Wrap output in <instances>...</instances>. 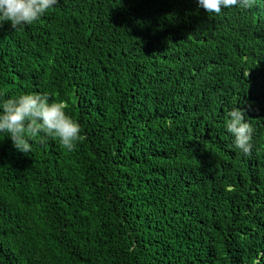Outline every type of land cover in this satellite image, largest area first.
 Returning a JSON list of instances; mask_svg holds the SVG:
<instances>
[{
  "label": "trees",
  "instance_id": "trees-1",
  "mask_svg": "<svg viewBox=\"0 0 264 264\" xmlns=\"http://www.w3.org/2000/svg\"><path fill=\"white\" fill-rule=\"evenodd\" d=\"M0 90L81 129L26 154L0 135V264H264V0H57L0 22Z\"/></svg>",
  "mask_w": 264,
  "mask_h": 264
},
{
  "label": "clouds",
  "instance_id": "clouds-1",
  "mask_svg": "<svg viewBox=\"0 0 264 264\" xmlns=\"http://www.w3.org/2000/svg\"><path fill=\"white\" fill-rule=\"evenodd\" d=\"M250 0H196L197 7L207 14H219L233 6L248 7ZM57 4V0H0V22L12 28L39 21ZM225 131L232 145L244 156L250 154L253 129L244 111L232 107L227 113ZM0 135L7 136L13 147L21 153L31 151V141L39 138L44 143L50 136L71 150L81 135L78 122L66 114L63 101L50 100L49 94L30 92L6 98L0 90Z\"/></svg>",
  "mask_w": 264,
  "mask_h": 264
}]
</instances>
